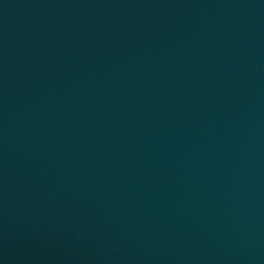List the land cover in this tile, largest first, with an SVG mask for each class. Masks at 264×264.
I'll list each match as a JSON object with an SVG mask.
<instances>
[{"label":"water","instance_id":"water-1","mask_svg":"<svg viewBox=\"0 0 264 264\" xmlns=\"http://www.w3.org/2000/svg\"><path fill=\"white\" fill-rule=\"evenodd\" d=\"M0 264H264V0H0Z\"/></svg>","mask_w":264,"mask_h":264}]
</instances>
